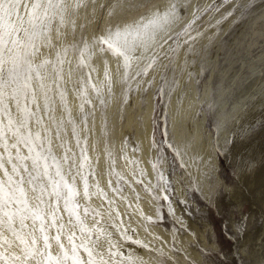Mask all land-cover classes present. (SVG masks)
Segmentation results:
<instances>
[{
    "label": "rangeland",
    "instance_id": "1",
    "mask_svg": "<svg viewBox=\"0 0 264 264\" xmlns=\"http://www.w3.org/2000/svg\"><path fill=\"white\" fill-rule=\"evenodd\" d=\"M156 1L120 0L121 6L115 9L112 16L108 12L117 0L89 2L86 8L81 7L71 17L76 23L75 33L71 25L66 24L60 29L61 36L57 39L54 27L53 47H41L36 62L43 58L54 60L58 47L79 43L82 37L91 40L93 36L103 35L109 26L132 23L150 9L163 10L168 5V0ZM66 2L71 7L72 0ZM213 2L222 5L220 11L205 13L197 21L196 26L203 35L196 37L191 55L183 49L180 51L175 71L167 70L168 81L163 86L161 74L165 71L163 66L169 62L166 57L160 59L161 67L138 78L141 81L139 90L133 83V89L125 97L120 83L123 72L121 59L111 52L101 53L97 46L91 62L96 68L91 73L92 82L98 86L103 83L107 97L104 78L106 59L113 95L102 110L95 93L88 89V98L92 103L85 105V111H94V116L88 117L86 125L82 122L81 100L75 91L79 88L76 73L73 72L71 79L67 75L69 67L75 68L76 63L75 57L70 54L72 65H64L62 86L67 93L72 119L78 126L81 147L87 150L88 164L84 171L85 174L92 173L88 176L90 198L83 196V181L77 174L80 147L72 135L71 125L67 124L68 114L58 96L54 97V115L57 121H65L66 134L61 133V140L70 149L67 152L68 162H64L65 147H61V140L55 139L54 129L52 150L60 160L68 181L72 182L75 177L74 182L80 192L77 197L79 214L88 227L91 228L99 219L94 218L92 210L107 212L114 209L113 216L119 213L117 223L122 221V230L126 229L133 239L149 242L154 249L162 248L170 257L167 264H264V203L261 201L264 199L261 198L264 196V185L244 183L239 178L241 158L247 159L252 154L250 148H243V144L249 141L253 149L264 138V0H230L229 3L223 0H192L193 5ZM140 4H147V7H139ZM192 11L190 7L185 14L181 8L185 19L179 22L177 29L183 28L192 19ZM229 12L232 14L228 15ZM192 34L196 35L195 32ZM185 60L187 65L181 69ZM51 67L48 66V71ZM148 81L154 82L149 85ZM161 87L163 91L158 92ZM149 98L152 100V131L146 158L152 177L144 164L143 140L137 137ZM184 103L188 109L184 110ZM244 120L251 124L246 135L239 132ZM174 121L177 131L183 135L182 145L176 141V129L172 126ZM45 122L52 128L46 118ZM37 128L33 125V131ZM253 136L255 139L252 140ZM198 137L205 148H200ZM260 150L264 151V146ZM205 155L208 156L206 161ZM96 156H101L104 161L102 173L105 176L102 179L97 174ZM73 163L77 167H73ZM153 164L158 165L159 171L170 181L171 191L167 201L155 198L161 196L160 190L149 192L145 189V186L152 189L160 182ZM140 170L143 176L139 174ZM137 180L143 183H137ZM97 184L106 193L107 199L96 192ZM25 188L35 204L33 199L36 194L27 184ZM117 188L121 190L113 191ZM108 200L114 203L109 205ZM85 207L90 210L87 216L83 213ZM170 208L174 209L171 214ZM60 209L61 222L66 230L79 234L74 217L69 223L70 218L63 211L62 202ZM100 226L113 234L114 242L120 241L125 254L132 251L147 264H157L155 252L150 253L122 241L116 229L104 222ZM92 239L96 240V234ZM96 247L107 259V240L101 237Z\"/></svg>",
    "mask_w": 264,
    "mask_h": 264
},
{
    "label": "snow or ice",
    "instance_id": "2",
    "mask_svg": "<svg viewBox=\"0 0 264 264\" xmlns=\"http://www.w3.org/2000/svg\"><path fill=\"white\" fill-rule=\"evenodd\" d=\"M89 2L95 4V0H72L70 7L66 0H0V264H147L132 251L125 254L120 241L114 242L113 234L100 226L102 222L116 229L122 241L150 253L155 252L157 264H167L170 259L162 248L154 249L148 243L133 239L126 229L122 230V221L117 223L119 213L113 216L114 209L107 212L92 210L94 218L99 219L91 228L84 223L79 214L77 197L80 192L75 185V177L72 182L68 181L60 160L52 150L53 129L57 140H61L62 132L66 134L65 121H57L54 115V97L58 96L68 114L67 124L71 125L72 135L80 147L77 174L83 181V196L88 199L91 196L88 176L92 173L85 174L84 171L88 164L87 150L81 147L78 126L72 119L67 93L62 86L64 65H72L70 54L75 57L76 63L75 68L69 67L67 75L71 79L73 72L76 73L79 88L75 91L81 100L79 107L83 114L82 122L86 125L88 117L94 116V111H85V105L92 103L88 98V89L91 88L95 93L102 110L113 95L106 59L104 78L107 82V97L104 95L105 85L102 83L98 86L92 82L91 73L96 68L91 62L97 46L101 53L111 52L121 59L123 72L120 83L125 97L133 89V83L135 89L139 90L141 81L138 78L161 67L159 61L166 57L169 62L163 66V86L168 81L167 70L175 71V61L179 59L180 51L183 49L191 55L196 37L203 35L196 26L197 21L205 13L219 12L222 5L215 2L193 5L192 0H168L163 10L150 9L134 22L109 26L103 35L93 36L91 40L82 37L79 43L58 47L54 60L43 58L37 63L35 58L41 47H53L54 27L57 39L61 36L60 29L66 24H70L75 33L76 23L71 17L81 7L86 8ZM223 2L229 3L230 0ZM120 6V0H117L108 15L112 16ZM138 6L147 7V4ZM190 7L193 9L192 19L183 28L177 29L179 22L185 19L181 8L186 14ZM49 65L52 66L51 71H48ZM186 65L187 60L181 69ZM153 82L148 81V84ZM162 91L163 87L158 89V92ZM45 118L51 122L52 128L48 127ZM33 125L38 126L37 130L33 131ZM65 143L61 140V147H65ZM68 151L70 149L65 147V163L69 160ZM72 166L77 167L75 163ZM153 168L157 170L160 182L152 189L147 186L145 189L149 192L160 190L161 196L155 198L167 201L171 191L170 181L159 171L158 165L153 164ZM139 174L144 175L142 170ZM136 182L143 183L141 180ZM26 184L36 194L35 204L28 196ZM95 188L97 193L107 199L98 184ZM61 202L63 211L70 218L69 223L74 217L79 234L74 230H66L65 224L61 222ZM113 203L108 200L109 205ZM169 211L171 214L174 209L170 208ZM89 212L87 207L83 208L85 216ZM93 234H96L95 241L92 239ZM101 237L109 245L107 259L96 247Z\"/></svg>",
    "mask_w": 264,
    "mask_h": 264
},
{
    "label": "bare ground",
    "instance_id": "3",
    "mask_svg": "<svg viewBox=\"0 0 264 264\" xmlns=\"http://www.w3.org/2000/svg\"><path fill=\"white\" fill-rule=\"evenodd\" d=\"M159 1L160 0H157L156 2H159ZM113 66H114V64H112V67ZM113 70H114V67H113ZM71 96H72V94L70 93V98H72ZM188 98L186 99V101L188 100ZM189 100H190V98H189ZM173 104L175 105L174 102H173ZM174 105H172V106H174ZM72 108L74 109L73 105H72ZM183 108H184V110L188 109V106L184 103ZM151 109H152V100L149 98L148 104L146 106L145 113H143L142 127H140L139 130L137 131V137H139L140 139L143 140V142H141V141L140 142H141V148H142V155H143V157L145 159V163L144 164H145V168L151 174V177H152V171H151L152 169H151V166L148 163L147 158H146L147 151H148V144H149V141H150V134H151V131H152V123H151V119H150ZM250 125L251 124L248 123L247 120H244L242 125L239 128V132L242 135H244V134L246 135L248 133L247 129L250 128ZM172 126L176 129L174 131V133L176 135V141H177L178 145H182V143L184 141L183 140V135L180 132L177 131L175 121H174V124ZM253 139H255L254 136H253L252 140ZM197 143L201 146L200 148H205L204 145H202L200 143V138L199 137L197 138ZM250 143L251 142L246 141V143L243 144V148H250V151H252V154L249 155L247 159L241 158L240 168H239V178H242L243 180L241 179V181L244 182V183L250 182V183L254 184L255 186H262V185H264V151L260 150V149L264 146V138L261 140V143L258 144L257 146H255V148H253V149H252V146H250ZM99 152L101 153V151H99ZM259 152H261L260 155L257 154ZM93 156H94V154H93ZM101 156H99V157L96 156V157H98L97 158L98 159V161H97V168H98L97 169V171H98L97 174H98L100 179H102L105 176V174L102 173V170H103V167H104L103 166V164H104L103 162L104 161H103ZM207 157L208 156L205 155V157H204L205 161L207 160L206 159ZM245 171H249V172L245 173ZM261 198H264V196H261ZM33 201H35V199H33ZM261 201L264 203V199H261ZM148 209L150 210V208H148ZM150 212H152V211H150ZM147 213H148V211H147ZM141 233H142L141 235H144V233L142 231H141ZM161 234H163V233H161ZM143 238H144V236H143ZM145 239H146V237L144 238V240ZM147 243H149V242H147ZM195 255H197V254L195 253Z\"/></svg>",
    "mask_w": 264,
    "mask_h": 264
}]
</instances>
